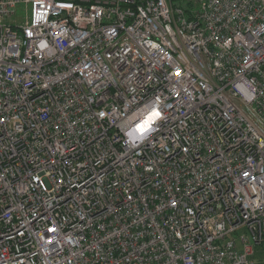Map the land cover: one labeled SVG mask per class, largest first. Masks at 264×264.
<instances>
[{
	"label": "built area",
	"instance_id": "1",
	"mask_svg": "<svg viewBox=\"0 0 264 264\" xmlns=\"http://www.w3.org/2000/svg\"><path fill=\"white\" fill-rule=\"evenodd\" d=\"M0 264H264V0H0Z\"/></svg>",
	"mask_w": 264,
	"mask_h": 264
},
{
	"label": "snow or ice",
	"instance_id": "2",
	"mask_svg": "<svg viewBox=\"0 0 264 264\" xmlns=\"http://www.w3.org/2000/svg\"><path fill=\"white\" fill-rule=\"evenodd\" d=\"M159 115H160V113H159L158 111H156V112H152V113L149 115L148 119L145 120V121L143 122V124H141V125L139 126V130H140L141 132L145 131L146 128L151 124V122H152L155 118L159 117Z\"/></svg>",
	"mask_w": 264,
	"mask_h": 264
},
{
	"label": "rangeland",
	"instance_id": "3",
	"mask_svg": "<svg viewBox=\"0 0 264 264\" xmlns=\"http://www.w3.org/2000/svg\"><path fill=\"white\" fill-rule=\"evenodd\" d=\"M18 11H21V8H18Z\"/></svg>",
	"mask_w": 264,
	"mask_h": 264
}]
</instances>
